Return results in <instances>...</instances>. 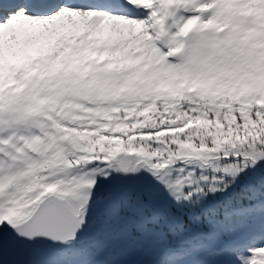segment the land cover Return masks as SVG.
Returning <instances> with one entry per match:
<instances>
[{
	"label": "snow or ice",
	"instance_id": "snow-or-ice-1",
	"mask_svg": "<svg viewBox=\"0 0 264 264\" xmlns=\"http://www.w3.org/2000/svg\"><path fill=\"white\" fill-rule=\"evenodd\" d=\"M0 264H264V0H0Z\"/></svg>",
	"mask_w": 264,
	"mask_h": 264
}]
</instances>
